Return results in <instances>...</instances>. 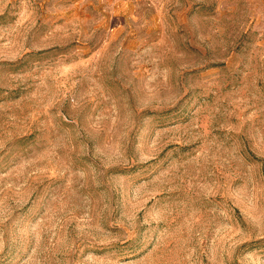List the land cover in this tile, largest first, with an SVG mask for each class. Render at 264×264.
Here are the masks:
<instances>
[{
  "label": "rangeland",
  "instance_id": "374dc122",
  "mask_svg": "<svg viewBox=\"0 0 264 264\" xmlns=\"http://www.w3.org/2000/svg\"><path fill=\"white\" fill-rule=\"evenodd\" d=\"M0 264H264V0H0Z\"/></svg>",
  "mask_w": 264,
  "mask_h": 264
}]
</instances>
